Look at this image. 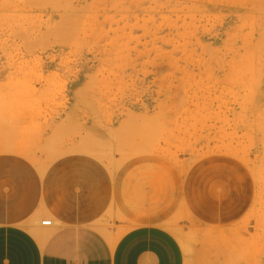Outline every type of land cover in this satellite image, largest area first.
<instances>
[{"label": "rangeland", "instance_id": "374dc122", "mask_svg": "<svg viewBox=\"0 0 264 264\" xmlns=\"http://www.w3.org/2000/svg\"><path fill=\"white\" fill-rule=\"evenodd\" d=\"M84 141L113 171L240 159L256 184L242 221L209 228L181 208L164 226L187 264H264V0H0V144L45 168Z\"/></svg>", "mask_w": 264, "mask_h": 264}, {"label": "crops", "instance_id": "0c3cea01", "mask_svg": "<svg viewBox=\"0 0 264 264\" xmlns=\"http://www.w3.org/2000/svg\"><path fill=\"white\" fill-rule=\"evenodd\" d=\"M71 150L80 153L53 154L41 168L28 149L0 144V264H187L164 226L181 208L206 227L228 228L255 202L251 170L230 155L204 157L183 174L149 156L113 171L86 141ZM110 214L137 226L107 236L99 225Z\"/></svg>", "mask_w": 264, "mask_h": 264}, {"label": "built area", "instance_id": "2783aa9c", "mask_svg": "<svg viewBox=\"0 0 264 264\" xmlns=\"http://www.w3.org/2000/svg\"><path fill=\"white\" fill-rule=\"evenodd\" d=\"M52 220H44L43 222H42V225L43 226H52Z\"/></svg>", "mask_w": 264, "mask_h": 264}, {"label": "bare ground", "instance_id": "6f19581e", "mask_svg": "<svg viewBox=\"0 0 264 264\" xmlns=\"http://www.w3.org/2000/svg\"><path fill=\"white\" fill-rule=\"evenodd\" d=\"M41 168H44V167H41Z\"/></svg>", "mask_w": 264, "mask_h": 264}]
</instances>
